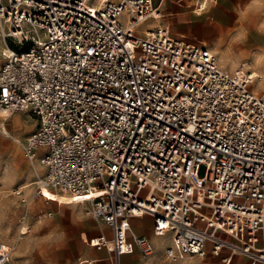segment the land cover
<instances>
[{
	"label": "built area",
	"instance_id": "obj_1",
	"mask_svg": "<svg viewBox=\"0 0 264 264\" xmlns=\"http://www.w3.org/2000/svg\"><path fill=\"white\" fill-rule=\"evenodd\" d=\"M162 2L0 0V117L34 119L22 154L45 168L0 264L31 233L36 199L81 205L109 230L86 244L111 264L153 255L131 229L144 217L153 237H170L171 262L211 253L264 264V91L245 64L222 68L161 24L172 15Z\"/></svg>",
	"mask_w": 264,
	"mask_h": 264
},
{
	"label": "rangeland",
	"instance_id": "obj_2",
	"mask_svg": "<svg viewBox=\"0 0 264 264\" xmlns=\"http://www.w3.org/2000/svg\"><path fill=\"white\" fill-rule=\"evenodd\" d=\"M161 7L164 11H172L170 17L159 20L161 24L168 25L173 33L178 36L181 34L188 41L202 42L209 47L219 57L221 67L245 64L256 77L253 89L257 93L264 91V0H163ZM2 62L3 58L0 56V64ZM15 118L19 119L18 124H12L11 121ZM4 124L13 138L0 131L7 139L0 135V198L12 202L9 207V214L12 215L17 208L13 190L25 185L22 191L28 195L34 182L38 180L37 174L43 176L45 168L27 161L19 144L35 128L34 119H29L27 114L16 113L6 119ZM16 149L19 150V157L14 155ZM46 192L48 198L54 197L61 201L60 196ZM39 202V205H32L29 211L32 234L18 248L12 264L79 263V259H75L76 255L86 247L80 230L82 222L87 219L82 206H57L54 202L45 203L43 199ZM39 216L43 217L38 219ZM84 223L87 227V220ZM52 235H55L54 238ZM11 239L12 237L0 239V243L7 244ZM151 241L154 246L153 255L139 258V264H222L220 257L211 253L207 254L202 263L200 260L171 262L164 256L170 237H152ZM53 242L59 243L58 263L52 261V253L56 250ZM103 251L106 252L105 249ZM221 253L229 255L228 250ZM245 261L246 258L242 255L234 254L230 264H246ZM84 262L88 260L80 263Z\"/></svg>",
	"mask_w": 264,
	"mask_h": 264
},
{
	"label": "crops",
	"instance_id": "obj_3",
	"mask_svg": "<svg viewBox=\"0 0 264 264\" xmlns=\"http://www.w3.org/2000/svg\"><path fill=\"white\" fill-rule=\"evenodd\" d=\"M201 6H202V4H201ZM171 13H172V11H171ZM2 46H3V44L0 41V51L3 48ZM222 68H224V67H222ZM28 117H29V119L32 120V118L30 116H28ZM0 118L2 119V122H0V131H1V133L5 134L7 137L9 136V137L13 138L12 135L9 133L6 125L4 124V121L6 120V118H2V117H0ZM11 122H12V124H18L19 123V119L15 118ZM34 124L36 126L35 121H34ZM28 135L26 136V138L28 137ZM26 138L21 143L16 141L17 143L20 144V147L25 142ZM4 139L7 140L6 138H4ZM21 150H22V148H21ZM10 154L11 153L8 154V157L10 156ZM14 155H15V157H17V156L19 157V150L18 149L15 150ZM24 187H26V186L24 185L23 188ZM15 189H19L21 191V194L19 196L13 194L16 197V199H17L15 201V204L17 205V208H15V211H13L14 213H12V215L9 214V212H11V211H9V207L12 204V202L0 198V239H5V238H11L12 237L11 241H9V242H7L6 240H3L4 242H7V243H11L14 240L15 236H16L18 219H19V216H20L21 211H22L21 199L27 198V197H29L32 194V192L34 190V185H33L32 191L28 195H25L24 192L22 191L23 189H20L19 187L15 188ZM15 189L13 190V192L15 191ZM39 200L40 199H36L35 201H33L31 203L30 207L32 205H34L35 203H37L39 205L40 204ZM61 205H68L69 206V205H76V204H57V206H61ZM29 211H30V209H29ZM16 215H18L17 218H16ZM15 219H16V224H15ZM85 220H87V227H85V223H84ZM85 220L82 222V228L80 230H81V233H82V235L84 237L83 242L85 243L86 247H84L80 252L77 253L75 259L76 260L79 259L80 262L82 260H88V262H84V263H80L79 262V263H76V264H111V255L106 253V252H104L103 251L104 249L98 250V249L89 247L86 244V240H88L89 238L96 237L100 233L109 234V230L107 228H105L104 226H101L98 223H96L90 217H87V219H85ZM29 222L31 224L30 214H29ZM53 227H54V225H53ZM131 229H132L133 233H135L136 235L145 236L149 240H151V238L153 237L152 236V231H151L152 230L151 221L147 217H144V218L139 219V220L133 219L131 221ZM31 234H32V225H31V233L28 234V235H31ZM28 235H26V236L21 238L18 248L21 246L23 241L28 237ZM52 236L54 238L55 235H52ZM164 236H166V235H164ZM53 244H54V246H56V250L52 253L53 254L52 261H53V263H58L59 259H60V256H59V243L58 242L57 243L53 242ZM221 255H222V257L228 256V255H223L222 253H221ZM139 258H141V257L137 253H134L132 255L121 256V258H119V259H120V264H139L140 263ZM194 260H200L199 262L202 263L203 259H194ZM231 260H232V256H231ZM231 260H230L229 264L231 263ZM220 262L222 263L221 259H220ZM245 263L248 264V260L247 259H246Z\"/></svg>",
	"mask_w": 264,
	"mask_h": 264
},
{
	"label": "bare ground",
	"instance_id": "obj_4",
	"mask_svg": "<svg viewBox=\"0 0 264 264\" xmlns=\"http://www.w3.org/2000/svg\"><path fill=\"white\" fill-rule=\"evenodd\" d=\"M205 2V1H204ZM3 48L1 49V51H0V56H2V51L3 50H5V48H4V46H2ZM37 176H38V178H39V175L37 174ZM34 184H35V182H34ZM20 189H23V187H19ZM41 192L44 194L45 192H46V190H44V189H41ZM45 195V194H44ZM47 197V196H46ZM134 235H136L135 233H134ZM164 237V236H163ZM161 238V237H160ZM106 250V249H105ZM106 252L108 253V251L106 250ZM109 254V253H108ZM110 256V255H109ZM108 256V257H109ZM121 258V257H120ZM119 264H120V259H119Z\"/></svg>",
	"mask_w": 264,
	"mask_h": 264
},
{
	"label": "snow or ice",
	"instance_id": "obj_5",
	"mask_svg": "<svg viewBox=\"0 0 264 264\" xmlns=\"http://www.w3.org/2000/svg\"><path fill=\"white\" fill-rule=\"evenodd\" d=\"M45 194V196H47L48 195V193L47 192H45L44 193ZM50 199H54V197H49ZM77 199H81V197H77Z\"/></svg>",
	"mask_w": 264,
	"mask_h": 264
},
{
	"label": "clouds",
	"instance_id": "obj_6",
	"mask_svg": "<svg viewBox=\"0 0 264 264\" xmlns=\"http://www.w3.org/2000/svg\"><path fill=\"white\" fill-rule=\"evenodd\" d=\"M241 15H243V13H241Z\"/></svg>",
	"mask_w": 264,
	"mask_h": 264
}]
</instances>
